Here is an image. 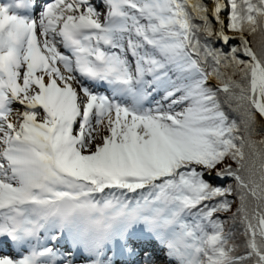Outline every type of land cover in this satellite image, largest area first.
Returning <instances> with one entry per match:
<instances>
[{
    "label": "snow or ice",
    "instance_id": "6c2138e0",
    "mask_svg": "<svg viewBox=\"0 0 264 264\" xmlns=\"http://www.w3.org/2000/svg\"><path fill=\"white\" fill-rule=\"evenodd\" d=\"M0 264H264V0L0 2Z\"/></svg>",
    "mask_w": 264,
    "mask_h": 264
},
{
    "label": "bare ground",
    "instance_id": "6f19581e",
    "mask_svg": "<svg viewBox=\"0 0 264 264\" xmlns=\"http://www.w3.org/2000/svg\"><path fill=\"white\" fill-rule=\"evenodd\" d=\"M0 2H7V1H5V0H0Z\"/></svg>",
    "mask_w": 264,
    "mask_h": 264
}]
</instances>
